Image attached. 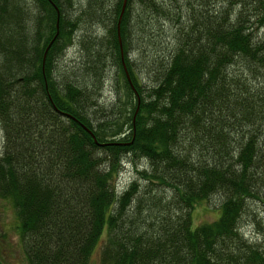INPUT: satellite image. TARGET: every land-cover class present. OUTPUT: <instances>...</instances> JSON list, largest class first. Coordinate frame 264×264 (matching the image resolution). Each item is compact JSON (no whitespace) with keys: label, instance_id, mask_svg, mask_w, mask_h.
I'll list each match as a JSON object with an SVG mask.
<instances>
[{"label":"trees","instance_id":"trees-1","mask_svg":"<svg viewBox=\"0 0 264 264\" xmlns=\"http://www.w3.org/2000/svg\"><path fill=\"white\" fill-rule=\"evenodd\" d=\"M120 2L0 0V198L22 264L96 246L100 264H264V0H125L122 60ZM211 194L216 218L192 225Z\"/></svg>","mask_w":264,"mask_h":264},{"label":"rangeland","instance_id":"rangeland-1","mask_svg":"<svg viewBox=\"0 0 264 264\" xmlns=\"http://www.w3.org/2000/svg\"><path fill=\"white\" fill-rule=\"evenodd\" d=\"M87 29L90 31H94V33L97 31L95 27L89 25H86ZM78 32L75 33L77 35ZM75 43V41H74ZM78 48V47H77ZM77 48L76 46L72 44H68L66 46V49L64 50L63 54H61L56 61L55 69L56 74L58 73L59 76L65 73L68 66L71 63H74L77 54ZM78 57V56H77ZM74 61V62H73ZM76 65V64H75ZM110 77L109 82H106L103 84V91L101 93V98L108 103L112 98L110 97L112 95V77ZM1 139L2 134L0 132V148H1ZM137 163V161H136ZM132 163L126 162L120 171L117 173V175L114 176L115 180V187L121 188L124 186L131 177H135L137 175L133 170L131 169ZM221 196H218L217 194H211L207 201H200L192 207V211L190 213V218L192 219V225H196L199 222H209L210 220L216 218L219 208H218V202L220 201ZM14 209L10 204L7 202V199L0 198V264H22L23 258H21V250L20 247L17 245V237L15 235V221L16 218L13 213ZM257 211L260 213L262 218L264 217V211L262 207L257 206ZM245 227L243 228V233L246 236H251V231H254V227L251 225L243 224ZM98 245V244H97ZM99 247L96 246L95 249L90 251V256L87 261V264H100L99 263V254H98Z\"/></svg>","mask_w":264,"mask_h":264},{"label":"water","instance_id":"water-1","mask_svg":"<svg viewBox=\"0 0 264 264\" xmlns=\"http://www.w3.org/2000/svg\"><path fill=\"white\" fill-rule=\"evenodd\" d=\"M124 2H125V0H121V2H120V4H121V7H120V9L118 10V16H117V20H116V31H115V35L117 36V45H119V56H120V51H121V45L119 44V35H118V30H119V25H118V20H120V17H121V12H122V10L124 9V6H125V4H124ZM57 9H56V12H55V17H56V21H55V23H54V28H55V32H54V34L52 35V38L54 37V35H55V33H57V28H56V22H57ZM49 44V43H48ZM46 47H47V44L45 45V47H44V52H43V54L41 55V62L43 63V56L45 55V52H46ZM120 58H121V60H122V56H120ZM121 66H123V64L121 63ZM123 69H124V75L126 76V74H125V67L123 66ZM126 78H127V83L129 84V78H128V76H126ZM130 85V84H129ZM131 86V85H130ZM132 87V86H131ZM133 88V87H132ZM135 92V91H134ZM136 96V95H135ZM138 102H139V99H138V97L136 96V102H135V108H134V111L132 112V120H133V115H134V113L137 111V109H138V107H137V105H138Z\"/></svg>","mask_w":264,"mask_h":264}]
</instances>
